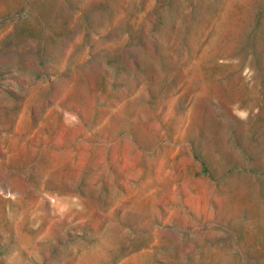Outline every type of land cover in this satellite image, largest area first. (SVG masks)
Returning a JSON list of instances; mask_svg holds the SVG:
<instances>
[{"label": "rangeland", "instance_id": "obj_1", "mask_svg": "<svg viewBox=\"0 0 264 264\" xmlns=\"http://www.w3.org/2000/svg\"><path fill=\"white\" fill-rule=\"evenodd\" d=\"M0 264H264V0H0Z\"/></svg>", "mask_w": 264, "mask_h": 264}, {"label": "bare ground", "instance_id": "obj_2", "mask_svg": "<svg viewBox=\"0 0 264 264\" xmlns=\"http://www.w3.org/2000/svg\"><path fill=\"white\" fill-rule=\"evenodd\" d=\"M18 223V222H17ZM19 224V223H18ZM15 226V225H14ZM17 227V226H16ZM16 229V228H15ZM18 229V228H17Z\"/></svg>", "mask_w": 264, "mask_h": 264}]
</instances>
